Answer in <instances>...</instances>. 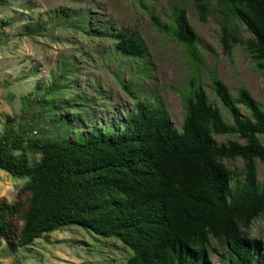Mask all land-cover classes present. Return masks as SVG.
I'll list each match as a JSON object with an SVG mask.
<instances>
[{
    "label": "trees",
    "instance_id": "obj_1",
    "mask_svg": "<svg viewBox=\"0 0 264 264\" xmlns=\"http://www.w3.org/2000/svg\"><path fill=\"white\" fill-rule=\"evenodd\" d=\"M135 1L149 11V2L159 0ZM194 3L202 20L211 6L225 22L236 19L245 26L250 35L244 39L231 37L222 24L224 47L230 38L240 43L264 76V0ZM48 15L24 24L19 35H40L50 24L89 40L109 35L114 55L146 69L147 48L138 35L96 26L86 10L61 8ZM168 29L192 58H202L185 8L172 9ZM73 66L69 59L60 61L58 75L37 86L32 100L22 97L21 114L5 116L0 129V170L26 179L20 189L27 194L24 202L0 201V240L8 249L75 225L124 243L130 252L125 264H210L211 253L218 254L212 240L223 250L222 264H264V249L248 233L252 221L264 216V178H257V161L264 164L258 138L264 135V108L248 89L241 86L233 95L211 72V87L230 123L202 85L191 83L182 95L179 129L159 102L140 99L119 78L134 106L123 117L90 121L88 110L77 104L86 105L87 97L71 91ZM64 108L69 112L63 114ZM25 116L30 120L22 121ZM33 131L41 138H33ZM216 134H237L243 143L216 145ZM236 157L243 162L241 177L223 162Z\"/></svg>",
    "mask_w": 264,
    "mask_h": 264
},
{
    "label": "rangeland",
    "instance_id": "obj_2",
    "mask_svg": "<svg viewBox=\"0 0 264 264\" xmlns=\"http://www.w3.org/2000/svg\"><path fill=\"white\" fill-rule=\"evenodd\" d=\"M148 6L149 11L135 0H1L0 129L5 116L17 118L21 114L20 99L28 95L32 100L35 88L45 87L57 76L56 66L66 59L74 63L72 78L75 82L71 91L87 97L86 105L80 101L77 104L88 110L90 121L123 117L124 111L134 106L119 78L128 81L140 99L159 102L179 129L183 122L182 95L191 83H200L226 121L232 122L211 87L210 74L213 71L231 94L235 95L244 86L264 108L262 72L240 43H234L230 38L229 48L223 44L222 24L231 37H249L242 23L236 19L225 22L211 6L206 19L202 20L194 0H159L149 2ZM176 6L186 9L189 22L200 37L197 50L201 59L192 58L186 47L170 34L172 9ZM61 8L86 10L96 26L105 23L111 32L124 29L138 35L147 48L146 69H141L139 63L131 59L114 55L113 39L109 35H98L89 40L80 33L52 24L40 35H19L27 22L37 17L49 20L48 14ZM154 17L160 26L155 24ZM240 111L243 116L248 115L244 108L241 107ZM62 112L66 114L69 109L64 108ZM28 117L22 121L30 120ZM67 118L71 119L70 113ZM31 135L35 139L41 138L39 131H33ZM258 138L264 145V135L258 134ZM214 140L216 145L227 140L243 143L237 134H216ZM223 162L237 176H242L240 157L223 159ZM257 178L260 182L264 178V164L259 160ZM25 180L0 170V201L24 202L27 194L20 189ZM14 221L18 226L21 224L18 216ZM248 233L264 249V216L252 221ZM212 244L218 254L223 253L213 240ZM218 254L211 253L210 264H222ZM129 255L128 247L121 241L75 225L53 231L16 251L9 250L6 242L0 240V264H125Z\"/></svg>",
    "mask_w": 264,
    "mask_h": 264
}]
</instances>
